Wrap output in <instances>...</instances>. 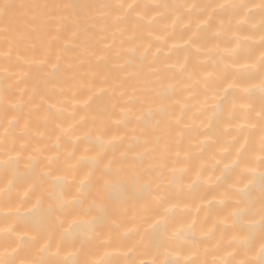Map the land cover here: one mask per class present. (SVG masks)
<instances>
[{"label":"bare ground","instance_id":"bare-ground-1","mask_svg":"<svg viewBox=\"0 0 264 264\" xmlns=\"http://www.w3.org/2000/svg\"><path fill=\"white\" fill-rule=\"evenodd\" d=\"M260 3L0 0V159L19 154V179L0 168V189L9 180L15 185L10 200L0 197V254L16 246V236L8 229L34 234L26 218L32 215L28 210L36 198L21 202L20 196L41 168H50L41 177L47 191L56 190V177H65L63 182L74 189L86 170L77 161L99 152L103 162L112 161L108 179L113 186H125L131 196L150 184L163 195V207L175 216L171 231L181 234L165 245L168 260L258 264L260 225L241 227L239 213L233 225L231 213L259 208L261 199L264 169L257 159L256 115L262 83L258 60L264 51ZM229 83L234 87L218 95L228 101L235 96L237 107L232 109L230 103L213 107L217 104L213 91ZM244 88L250 95L243 94ZM240 103L251 107L241 108ZM149 109L152 121L146 125ZM238 150L243 156L237 165L233 162ZM30 158L38 160L34 169L25 167ZM245 166L254 171L245 172ZM93 200L118 206L106 192L93 190L78 206L79 215L63 217L49 250H37L44 243L41 237L36 247H21L10 258L44 264H59L65 257L111 264L165 259L163 250L147 246V238L133 248L117 235L135 227L137 240L146 236L148 223L163 212L154 202L147 206V222L118 215L121 228L111 234L109 243L101 242L108 237L106 232L93 238L83 252L78 251L79 243H68L76 227L72 221L86 224L95 214L84 212ZM48 203L45 198L35 212ZM128 203L139 207L142 202ZM259 219L251 210L243 216L249 222ZM64 229L70 231L58 245ZM250 231L254 239L244 247L239 240Z\"/></svg>","mask_w":264,"mask_h":264},{"label":"snow or ice","instance_id":"snow-or-ice-1","mask_svg":"<svg viewBox=\"0 0 264 264\" xmlns=\"http://www.w3.org/2000/svg\"><path fill=\"white\" fill-rule=\"evenodd\" d=\"M258 7L261 9L262 13V22H264V0H261L260 5ZM261 46L264 48V37L261 39ZM258 64L261 70V79L262 83L260 86V96H261V108L256 113L260 120V134H259V151L260 155L257 157L262 169H264V51L261 52V55L258 60ZM234 87L233 84L229 83L225 88L217 89L213 91V97L217 99V104H214L213 107L217 105L223 107L226 104H231L232 109L237 107V100L235 96H233L231 101L227 100V97L221 98L218 93H227L228 88ZM243 94L250 95V90L248 88H244L242 90ZM239 106L244 109H248L251 107L249 103H240ZM187 107V105H185ZM215 115V113H213ZM152 121V110L149 109L144 117V123L146 125L151 124ZM97 142L101 141V137L96 138ZM18 155L13 157L9 155L7 159H0V168H2L5 172H12L14 176H18V165L19 159ZM69 156H72L73 153H69ZM243 156V153L238 150L237 153V161H234V164L239 163L240 157ZM102 153H97L95 157L90 159H85L81 157L78 164H83L86 170L83 175L79 179L78 183L74 186V189H70L69 185L64 183L63 181L66 179L65 177H56L55 179L59 181V183L55 186V191H47L43 187L42 176L48 175L50 168L48 171H44L43 167L41 171L35 176V178L28 184L27 189L23 191V194L20 196L21 202H27L31 199V196L34 195L36 198V203L32 205V208L28 211L32 213V215L26 218V223L30 225V227L34 230V234H30L29 232H24L22 234H16L12 232V229H8L7 231L11 235L16 236L15 247H12V251L8 253L9 256L15 254L21 247L32 249L36 247L38 240L42 237L44 240L43 245L37 250L40 252H44L49 250L50 243L52 241L55 229L63 226V217L68 215H79V205L82 204L83 200L86 199L90 193L95 190L97 193L106 192L109 200H115L117 202V207H110L108 204L98 205L95 200H93L87 208L84 209L85 214L92 213V219L87 221L86 224H80L77 220H73L72 224L75 225V231L72 236L68 239V243L76 244L79 243L80 248L78 251L83 252L91 240L93 238L99 239L105 232L108 233V237L102 240V243H109L111 241V234L115 230H119L121 228V224L117 222L116 217L118 215L125 216L133 221L139 219L142 222H147V217L145 215L147 206L150 202H154L157 208H163V212L156 215V218L152 219L150 223H148V228L145 229V235H140V239L137 240L136 236L138 235L137 228L129 227L125 228L123 231H118L117 235L122 239H125L131 242L132 247L134 248L137 244H141L145 238H147L149 247L156 249L157 251L163 250L165 254V259L156 260L153 259L150 264H179L177 260H168L167 254L168 251L165 248V245L169 243L173 239L181 238V234L179 231H171L172 225L175 223L174 213L171 212L170 208L163 207L164 197L159 192H156L150 184H144L140 186L138 189H135L131 196L127 193V188L123 185L113 186L108 179V176L112 172V161L103 162ZM32 162L27 164L25 167L28 169H34L35 165L38 163V160L35 158H30ZM47 164H52V159L49 158L47 160ZM70 167H75V165H70ZM245 172L254 171L251 167H244ZM261 179V199L259 208L251 209H238L233 211L231 215L234 217L233 225L237 223L235 217H237L238 213L240 215V226L245 227L249 223L260 225V249H259V261L258 264H264V170L260 172ZM249 183H254V181H249ZM14 183L12 180L8 181V186L6 188L0 189V197H5L7 199H11ZM179 187V186H178ZM191 187V185L189 186ZM159 188V185H157ZM18 191V190H17ZM47 198L49 200L48 206L42 212L37 214L35 212L36 209L40 208L42 202ZM151 198V200H149ZM137 200L141 201L139 207L135 204L129 206V200ZM223 204V201L220 202ZM18 210V209H17ZM255 211L259 214L260 219L258 221H245L243 220V216L248 211ZM226 218L219 221L221 225L225 224ZM150 229V231H149ZM70 229H64L63 232L59 234L58 245L60 242L65 241V233L69 232ZM171 231V235H169ZM27 237V239H25ZM235 239V237H234ZM254 239V233L251 231L249 235L244 237L242 240H239V243L247 247L250 241ZM11 246V241L9 242ZM132 248L129 249L131 251ZM7 251V250H5ZM59 252V246H57V253ZM69 256H72L73 253H69ZM0 264H44L43 261H26L20 260L16 261L14 259L4 258L0 260ZM59 264H111L110 261H92V260H72L65 257L62 262ZM124 264H146V262L141 259L139 262L136 260H128L125 261ZM185 264H195L190 258L186 259ZM238 264H246L245 261L241 260Z\"/></svg>","mask_w":264,"mask_h":264},{"label":"clouds","instance_id":"clouds-1","mask_svg":"<svg viewBox=\"0 0 264 264\" xmlns=\"http://www.w3.org/2000/svg\"><path fill=\"white\" fill-rule=\"evenodd\" d=\"M6 257L9 258V259H11L10 258L11 256H9L8 253L0 254V260H3Z\"/></svg>","mask_w":264,"mask_h":264},{"label":"rangeland","instance_id":"rangeland-1","mask_svg":"<svg viewBox=\"0 0 264 264\" xmlns=\"http://www.w3.org/2000/svg\"><path fill=\"white\" fill-rule=\"evenodd\" d=\"M113 233H114V231H113Z\"/></svg>","mask_w":264,"mask_h":264}]
</instances>
